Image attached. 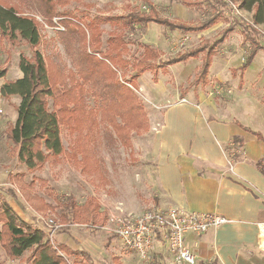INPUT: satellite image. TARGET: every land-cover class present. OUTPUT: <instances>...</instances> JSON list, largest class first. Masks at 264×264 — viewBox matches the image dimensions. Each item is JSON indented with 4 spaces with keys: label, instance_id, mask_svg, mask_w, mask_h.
<instances>
[{
    "label": "rangeland",
    "instance_id": "1",
    "mask_svg": "<svg viewBox=\"0 0 264 264\" xmlns=\"http://www.w3.org/2000/svg\"><path fill=\"white\" fill-rule=\"evenodd\" d=\"M212 2L213 0H79L72 1L64 10L85 20L96 15L121 16L134 9L150 12L151 3L156 8L157 18L170 20L174 24H195L209 19L213 13L220 12V22L203 33L186 34L169 31L163 26L150 23L145 27H137L134 35H131L136 42L147 43L159 49L165 60L198 46L204 40H214L218 33L229 26L226 20L230 19V23L235 25V31L230 35L231 40L229 38L225 46L220 48L218 55L229 58L233 56L235 50L242 63L248 50L242 43L240 47L243 51L238 55L240 50L238 38L240 40L242 35L240 18L251 22L252 13L240 9V14L232 15L227 8L213 11ZM0 4L18 5L24 15L39 21L42 35L40 49L48 60L54 79L58 80L61 78L60 74L68 75L69 70L74 69L72 61L78 58L83 48V36H74L71 42L73 49V57H71L57 35V32L65 30L58 18L54 19L55 26L51 28L35 7L31 8L27 3L19 0H0ZM101 28L103 51L107 48L106 42L111 34H127V31L119 25L112 27L104 24ZM258 28L259 38L264 45V27L258 26ZM88 36L87 32V40ZM129 48L130 60L143 52L137 44H130ZM33 52L34 48L21 38L8 40L0 33V68L8 70L7 78H17L21 72L19 67L21 55L29 58L33 56ZM198 59L200 62L197 61ZM198 59L192 60L187 66L178 64L177 68L171 67L167 73H160L158 87L152 82V75L148 73L139 79L143 82L144 78V84L154 85L151 88H160L164 95L169 94L166 101L156 103L149 97L148 91L141 89V85L135 90L148 113L149 130L141 134L133 131L130 149L122 146L111 127L100 122L99 116L84 122L78 120L76 113L74 115L76 119H69L70 121L62 126L65 153L58 158L52 157L42 168L34 171H29L19 161L18 150L6 136L7 129L16 117L17 103L20 104V99L18 97L12 101L11 98L6 100L2 97V100L0 99V108L3 111L0 120V203L9 204L21 222L43 230L52 245L66 244L73 250L85 251L90 261L96 264H158L156 259L144 260L137 253L127 249L112 233L103 229L113 226L110 222L113 217L139 215L156 208L153 197L154 185H151L154 181L155 168L150 152L164 110L175 103H191L179 93L181 94L196 76L202 62L201 58ZM249 69L250 86L245 91L230 85L229 82L216 80L211 88H191L187 91V95H193L190 100L196 103L198 108H203L197 99L199 92L205 96L203 101L205 99L206 104L212 100L219 103L218 115L223 117L234 116L244 120L245 117L254 115L256 109L264 113V51H259ZM129 74H134L131 69ZM87 103L90 109L98 108L97 102L92 97H88ZM231 104H234V107H227ZM52 106L53 101L50 100V108ZM229 158L232 159L233 156ZM69 198L81 206L88 201H91L93 206L99 205L101 211L96 219L98 223L89 221L80 224L73 222L72 219L65 220L66 210L61 206V202ZM104 219L106 224L101 226ZM2 226L0 223V230ZM28 254L14 260L7 256L0 243V264H25Z\"/></svg>",
    "mask_w": 264,
    "mask_h": 264
},
{
    "label": "trees",
    "instance_id": "2",
    "mask_svg": "<svg viewBox=\"0 0 264 264\" xmlns=\"http://www.w3.org/2000/svg\"><path fill=\"white\" fill-rule=\"evenodd\" d=\"M19 1L27 3L31 8L35 7L51 28L55 26L54 19H59L65 30L57 32V35L71 57H73L71 42L74 36L81 35L84 38L78 58L72 61L74 69L69 70L68 75L60 74V79H54L48 60L40 49L42 35L39 21L24 15L18 5L0 4L2 37L8 40L19 37L34 48L32 57L28 58L24 55L20 57L19 67L23 77L8 81L1 87V96L4 99L14 96L20 99L16 122L10 124L6 136L18 150L19 161L29 171L40 169L52 157L58 158L65 153L62 126L70 121L69 119H76L74 118L76 113L78 120L84 122L99 116L100 122L111 127L122 146L130 149L133 131L141 134L149 130L148 113L135 91L140 87L139 79L148 73L152 75V82L157 84L159 74L167 73L171 66L201 58L202 62L196 76L181 91V96L184 97L191 88L208 86L213 58L235 31V25L228 19L226 21L229 26L218 33L214 40H204L198 46L164 60L156 47L135 41L133 35L137 27L155 23L169 31L198 34L216 26L220 22V12L213 13L209 19L195 24H174L170 20L157 18L156 8L150 3V12L134 9L121 16L96 15L81 20L75 14L64 10L72 1L79 0ZM232 1L238 4L239 9L252 13L251 22L240 18L243 44L248 50L242 66L238 69L243 75L257 53L264 51V45L257 31L258 26L264 27V0ZM211 7L213 11H217L227 8V4L224 0H213ZM104 24L112 27L119 25L127 31V34H111L106 42L105 51H103L101 28ZM130 44H137L143 51L140 56H134L132 60L128 59ZM129 69L134 74H129ZM236 72L237 70L233 71L234 74ZM7 74L6 68H0V80ZM243 83L241 77L240 86ZM88 97H92L97 102V109L89 108ZM50 100L53 101L52 108H50ZM240 127L264 141L261 133L253 132L250 128L241 125ZM233 141L242 145L237 138ZM257 166L264 175V160L259 161ZM61 206L65 207L67 221L72 219L73 222L80 224L89 221L98 223L96 219L101 208L97 204L93 206L91 201L81 206L69 198L61 202ZM0 223L3 225L0 230V243L7 256L14 260L23 258L29 253L25 264H96L90 261L85 251L73 250L66 244L52 245L43 230L21 222L19 216L6 202L0 203ZM105 224L106 219L101 226Z\"/></svg>",
    "mask_w": 264,
    "mask_h": 264
},
{
    "label": "crops",
    "instance_id": "3",
    "mask_svg": "<svg viewBox=\"0 0 264 264\" xmlns=\"http://www.w3.org/2000/svg\"><path fill=\"white\" fill-rule=\"evenodd\" d=\"M229 38L231 40V36L226 42ZM238 41L240 47L242 35ZM242 51L240 47L238 55ZM239 58L235 50L229 58L217 54L213 58L210 84L206 88H211L218 80L245 91L250 86V66L241 75L238 69L244 61L241 63ZM191 61L179 64L187 66ZM197 61L200 62L199 59ZM176 65L171 67L175 68ZM234 70H237L235 74ZM226 75L231 78L224 77ZM22 77L23 73L19 72L15 79L6 77L0 80L1 100V87L8 81ZM241 77L244 82L242 86ZM142 80H139V86L149 92L154 102L166 101L169 93L164 95L160 88H151L154 85L144 84V78ZM187 94L184 97L191 103H175L164 110L150 152L155 168L151 185H154L156 208L165 210L179 206L192 212L218 214L231 221L202 235L189 234L186 237L188 249L196 256L198 264H264V236L260 235L258 229V224L264 222V175L257 166L259 161L264 160V141L240 127L250 128L264 137V113L256 109L254 115L244 120L234 116L223 117L218 115L219 103L212 100L206 104V100L203 101L205 96L199 92L197 99L203 108H198L190 100L193 95ZM11 99L13 101L18 97ZM229 106L234 107V104ZM16 119L17 112L12 123ZM234 138L244 145V157L234 156V149L229 146ZM229 156H233V172L227 164ZM155 259L158 264H175L164 244L156 245L152 261Z\"/></svg>",
    "mask_w": 264,
    "mask_h": 264
},
{
    "label": "built area",
    "instance_id": "4",
    "mask_svg": "<svg viewBox=\"0 0 264 264\" xmlns=\"http://www.w3.org/2000/svg\"><path fill=\"white\" fill-rule=\"evenodd\" d=\"M227 9L232 15L240 14L237 3L225 0ZM3 111L0 108V120ZM234 156L244 157L245 149L241 144L231 141ZM227 164L231 172L234 162L229 157ZM113 226L103 230L112 233L129 250L137 253L146 261H152L156 245L167 246L175 264H198L196 256L188 249L186 237L189 234L202 235L212 229L225 226L231 221L213 213L192 212L175 206L162 210L154 208L139 215L122 218L113 217ZM260 235L264 236V222L258 224ZM54 235V232L52 231Z\"/></svg>",
    "mask_w": 264,
    "mask_h": 264
}]
</instances>
